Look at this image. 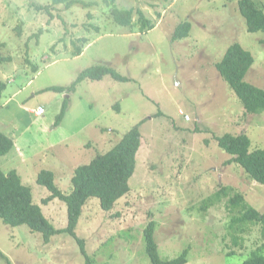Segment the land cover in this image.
Wrapping results in <instances>:
<instances>
[{"label":"rangeland","instance_id":"374dc122","mask_svg":"<svg viewBox=\"0 0 264 264\" xmlns=\"http://www.w3.org/2000/svg\"><path fill=\"white\" fill-rule=\"evenodd\" d=\"M83 1L91 5L0 0V79L7 82L0 130L16 144L0 157L1 168L16 169L45 216L63 228L67 206L57 198L43 202L51 192L37 183L38 173L52 170L56 184L70 193L74 169L144 119L131 190L109 211L97 198L83 208L76 233L93 264H153L145 242L152 221L164 260L187 249L185 264H243L255 251L264 252L262 225L234 220L242 214L230 203L239 194L264 214V184L217 140L244 133L253 149L264 147V111L247 112L216 67L239 42L255 58L246 79L264 88V32L248 30L240 0H115L117 7L141 8L152 19L155 27L144 32L138 14L135 31L118 24L112 0ZM253 1L264 10V0ZM185 21L192 23L189 36L173 40ZM82 37L88 38L84 52L74 56V42L81 45ZM99 64L128 80L106 75L82 81L74 92L42 91L69 86ZM65 99L68 108L57 124ZM38 106L42 115L35 113ZM0 251L6 256L0 253V264H87L70 234L45 243L29 226L2 219Z\"/></svg>","mask_w":264,"mask_h":264},{"label":"trees","instance_id":"16d2710c","mask_svg":"<svg viewBox=\"0 0 264 264\" xmlns=\"http://www.w3.org/2000/svg\"><path fill=\"white\" fill-rule=\"evenodd\" d=\"M112 0V14L115 21L135 31L136 22L140 31L144 32L155 27L152 19L146 16L141 8L123 9L116 6ZM77 3L85 7L91 3L79 0H50L51 5L65 4L71 8ZM115 4V5H114ZM240 12L245 17L247 28L250 32H264V10L259 8L253 0H240ZM48 8V6H44ZM138 14V20H134ZM192 28L190 21L179 23L173 31L174 39H183L189 36ZM87 37L78 38L80 45L74 42V56L84 52V43ZM0 61L2 58L0 57ZM255 58L251 51L245 49L239 42H234L226 50L223 58L216 64L217 69L229 83L231 88L240 97L247 112L259 113L264 111V88L250 83L247 73L254 64ZM110 75L115 80L126 81L114 69L104 65H95L83 70L78 78L69 86L53 85L42 91L52 90L56 92H74L79 83L86 79L101 80ZM7 82L0 79V101ZM1 107V104H0ZM119 109V105H117ZM68 108V99L62 104L61 112L57 118L58 124L65 116ZM144 119L130 127L111 149L97 153L90 162L79 165L74 169L71 178V191H64L56 184V176L52 170L42 169L38 173L37 183L45 186L51 194L43 199L47 204L57 198L67 206V225L56 228L45 216L41 205L34 202L33 188L23 183L21 175L16 169L4 171L0 165V219L11 226L25 224L31 231L42 234L45 243H49L53 236L66 232L73 236L80 246L81 253L85 256L87 264H93L87 251L84 239L77 235V226L83 213V208L90 199L97 198L101 208L109 211L114 208L119 199L130 190V179L135 174L137 167V153L141 146V125ZM219 145L233 155V161L243 166L252 178L264 184V147L252 148V141L247 134L225 133L217 136ZM15 140L10 135L0 130V157L7 155L15 148ZM225 189L217 193L220 197ZM243 197L237 194L231 198V206L239 207L242 214L234 220L251 221L261 224L264 235V214L258 209L243 201ZM155 221H152L145 230L146 250L153 264H185L188 261V250L185 249L179 256L171 259H162L159 253V245L155 239ZM2 254V252L0 251ZM6 257L4 254H2ZM9 264L10 260L8 259ZM243 264H264V252L255 251Z\"/></svg>","mask_w":264,"mask_h":264},{"label":"built area","instance_id":"2783aa9c","mask_svg":"<svg viewBox=\"0 0 264 264\" xmlns=\"http://www.w3.org/2000/svg\"><path fill=\"white\" fill-rule=\"evenodd\" d=\"M44 111H45L44 107L39 106V107L36 109L35 113H36L37 115H42V114L44 113Z\"/></svg>","mask_w":264,"mask_h":264},{"label":"clouds","instance_id":"9594fccd","mask_svg":"<svg viewBox=\"0 0 264 264\" xmlns=\"http://www.w3.org/2000/svg\"><path fill=\"white\" fill-rule=\"evenodd\" d=\"M36 70H37V69H36ZM60 93H67V92H60ZM38 107H39V106H38ZM38 107H37V108H38ZM42 107H43V106H42ZM37 108H36V109H37ZM30 111L33 112L32 110H30ZM33 113H34V112H33ZM186 118L189 119V116L187 115Z\"/></svg>","mask_w":264,"mask_h":264},{"label":"crops","instance_id":"0c3cea01","mask_svg":"<svg viewBox=\"0 0 264 264\" xmlns=\"http://www.w3.org/2000/svg\"><path fill=\"white\" fill-rule=\"evenodd\" d=\"M83 54V53H82ZM55 173V172H54ZM55 176H56V179H55V181H56V183H57V174L55 173Z\"/></svg>","mask_w":264,"mask_h":264}]
</instances>
